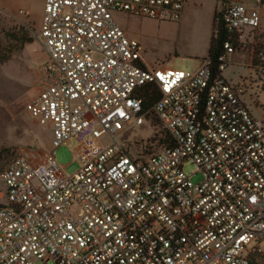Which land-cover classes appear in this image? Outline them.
Returning a JSON list of instances; mask_svg holds the SVG:
<instances>
[{
    "label": "built area",
    "instance_id": "obj_1",
    "mask_svg": "<svg viewBox=\"0 0 264 264\" xmlns=\"http://www.w3.org/2000/svg\"><path fill=\"white\" fill-rule=\"evenodd\" d=\"M217 2L233 38L216 74L209 57L194 70L146 67L141 44L114 18L179 21L185 0H45L37 38L47 58L26 110L50 128L51 147L0 173V264L264 258V120L244 100L246 83L224 76L261 27L264 0ZM147 86L159 92L148 108ZM154 118L171 142L157 152L155 135L129 138L136 127L154 131ZM73 140L80 167L68 174L57 149Z\"/></svg>",
    "mask_w": 264,
    "mask_h": 264
},
{
    "label": "rangeland",
    "instance_id": "obj_2",
    "mask_svg": "<svg viewBox=\"0 0 264 264\" xmlns=\"http://www.w3.org/2000/svg\"><path fill=\"white\" fill-rule=\"evenodd\" d=\"M44 2L0 0V47L9 46L5 35L7 31H17L21 26L29 30L34 39L0 66V173L16 157L27 152L44 153L51 147L50 128L39 125L26 110L27 104L39 93L40 66L47 58L42 41L37 38ZM197 10L202 11L200 8ZM190 14L187 21L181 24L179 21H161L128 13H115L114 18L129 38L142 45L144 62L149 68L194 70L200 59L207 55L209 43L202 25V12L193 10ZM236 54L225 76L233 82L246 80L251 75L249 68L253 67L260 79L253 73L256 81L249 92L256 95L258 87L260 92L264 88V61L261 56L264 54V9L261 11V27L245 37L242 48H238ZM260 96L263 102V94ZM152 124L154 131L148 125L136 127L129 138L144 140L159 135L157 140L153 138L149 143L153 144L152 152H157L162 149L159 139L165 129L159 121ZM57 161L68 174L79 169L75 140L57 149ZM185 171L191 174L195 167L187 164ZM199 179V174L193 177L195 182ZM2 190L4 184L0 180ZM0 201L4 200L0 198Z\"/></svg>",
    "mask_w": 264,
    "mask_h": 264
},
{
    "label": "trees",
    "instance_id": "obj_3",
    "mask_svg": "<svg viewBox=\"0 0 264 264\" xmlns=\"http://www.w3.org/2000/svg\"><path fill=\"white\" fill-rule=\"evenodd\" d=\"M5 35L8 38L7 42L9 43V46L3 48L0 47V66L10 61L15 53L22 51L26 44H30L34 41L29 30L22 26L19 27L17 31H7ZM232 38L233 35L225 27L224 22L220 19V15L216 12L214 31L208 53V57L212 60V69L216 74L218 73V58L224 51V45L231 41ZM143 90L142 97L144 106L148 108L158 99L159 92L151 86H147ZM154 122L158 123V120L154 118ZM160 136L159 144L162 147L171 144L170 137L166 131ZM158 137L159 135H155L154 139L157 140ZM257 260L259 262H256V260L253 259L255 264H264V258L260 257Z\"/></svg>",
    "mask_w": 264,
    "mask_h": 264
},
{
    "label": "crops",
    "instance_id": "obj_4",
    "mask_svg": "<svg viewBox=\"0 0 264 264\" xmlns=\"http://www.w3.org/2000/svg\"><path fill=\"white\" fill-rule=\"evenodd\" d=\"M185 2L186 3H185L184 11H183V14H182L181 19L179 20V24L185 23V21H187L188 17L191 15L190 14L191 11L196 10V11H198L200 13L202 12V14L204 16V20H203L202 25H203V28H204L205 33L208 34L207 35L208 36L207 38H208L209 48H208V51H207V55L204 56L203 59H200L199 63L195 67V68H197V67L200 66L201 61L208 57V53H209V49H210V44H211V39H212V36H213V31H214L215 14H216L217 9H218V2H217V0H185ZM199 8L202 11L197 10ZM262 9H264V7ZM143 53H144V49H143ZM236 55H234V56H236ZM232 61H233V58H232L231 62ZM143 64L146 67H148L146 65V63L144 62V58H143ZM229 66H230V64H229ZM229 66H228V68H229ZM168 68H171V67H168ZM249 70H250V74H251L250 77H249V79L242 80V81H238V82H233L232 79L227 78L225 76V72H224V76L227 78V80H229L233 84H238V83H241L243 81L244 82L246 81V83H247V90H246V93L244 95V100H245L246 104L248 105V107L251 109L253 115L258 120L262 121V120H264V108L262 107L264 105V101L262 102L260 100V98H261L260 95L263 94V97H264V88L260 92L259 91V87H258L257 88L256 95H252L249 92V89L251 88V85L256 81L253 78V76H252L253 73H255L256 76L260 79L259 75L256 72H254V68L253 67L249 68Z\"/></svg>",
    "mask_w": 264,
    "mask_h": 264
},
{
    "label": "water",
    "instance_id": "obj_5",
    "mask_svg": "<svg viewBox=\"0 0 264 264\" xmlns=\"http://www.w3.org/2000/svg\"><path fill=\"white\" fill-rule=\"evenodd\" d=\"M1 207H2V208H4V207H5V205H3V204H2V205H1Z\"/></svg>",
    "mask_w": 264,
    "mask_h": 264
}]
</instances>
